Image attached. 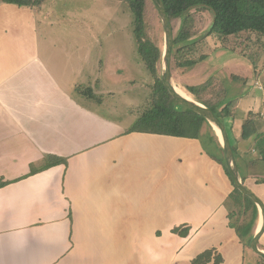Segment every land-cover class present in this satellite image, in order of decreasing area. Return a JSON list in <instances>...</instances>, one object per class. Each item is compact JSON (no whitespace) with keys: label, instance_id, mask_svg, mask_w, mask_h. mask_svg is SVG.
Segmentation results:
<instances>
[{"label":"crops","instance_id":"crops-1","mask_svg":"<svg viewBox=\"0 0 264 264\" xmlns=\"http://www.w3.org/2000/svg\"><path fill=\"white\" fill-rule=\"evenodd\" d=\"M44 1L0 2V264H191L206 249L218 264H244L222 164L197 138L130 131L72 95L65 73L77 75V52L58 71L34 37ZM234 38L203 60L218 49L235 62L221 66L235 77L223 124L244 186L264 193V63L254 67ZM52 156L65 162L48 166ZM179 226L187 236L171 232Z\"/></svg>","mask_w":264,"mask_h":264},{"label":"rangeland","instance_id":"rangeland-1","mask_svg":"<svg viewBox=\"0 0 264 264\" xmlns=\"http://www.w3.org/2000/svg\"><path fill=\"white\" fill-rule=\"evenodd\" d=\"M194 10L191 11L193 16L191 30L194 35L180 46L194 41L197 44L196 51L190 53L191 57H198L212 48L218 39L212 35L209 37L205 35L211 22L210 12L203 9ZM39 16L42 20L41 24L38 23L40 31L34 37L38 44L45 47L44 51L47 48L44 55L58 63V71L60 66L64 69L70 66L67 62L70 52L78 54L77 75L76 73L72 75L73 70H67L65 73L69 75L67 79H75L77 82L75 86H71L70 93L98 113L130 129L143 111L150 107L154 98L155 79L149 74L138 55L133 34V14L128 4L122 0H45ZM146 18L149 35L161 40L159 45L163 51V25L153 2L150 3ZM180 25L181 20H172L174 35ZM240 34L242 35L235 36L230 43L239 47L256 68L262 67L260 62L264 63V36L246 31ZM223 49L221 50L224 51ZM174 50L172 47L171 76L174 84L184 89L185 85L198 84L201 81L208 83L209 86L215 82L219 88L212 87L210 97L221 98L224 93L222 88L228 93L229 80L234 76L228 75L227 68L232 70L235 62L228 61L223 64L224 58L217 49L205 61L201 60L195 66H191L196 67V70L191 67L178 68L175 66ZM224 56L228 58L226 52ZM236 57L238 56L233 58ZM240 58L243 60L242 56ZM161 60L162 58L158 73L160 79ZM221 66L228 67L224 70ZM248 66L249 73H253L252 67ZM260 72L257 70L256 76L264 82V73ZM89 88L93 97L85 94ZM192 98L195 99L193 96ZM206 130L204 124L201 140L199 139L202 148V142H206ZM207 146L213 149L211 145ZM165 169L169 170V167L166 166ZM261 188L252 186L249 189L264 203ZM114 199V196H110L107 205L113 207ZM230 205V209L234 210L232 222L243 224L248 221L249 207L243 208L245 204L239 202L236 204L233 200L230 201ZM249 242V240L245 242L244 264H264V259L250 249ZM258 246L264 250V237Z\"/></svg>","mask_w":264,"mask_h":264},{"label":"trees","instance_id":"trees-1","mask_svg":"<svg viewBox=\"0 0 264 264\" xmlns=\"http://www.w3.org/2000/svg\"><path fill=\"white\" fill-rule=\"evenodd\" d=\"M44 0H0L19 6H40ZM125 1L133 14V34L137 47V52L144 62L149 74L155 79L154 98L149 108L135 120L130 128V131L148 132L162 135L181 136L188 138L202 137V127L205 124L207 127L206 142H202L204 150L207 154L222 164L226 174L228 175L233 189L229 194L226 202L228 209L229 225L234 228L239 239L245 244L246 240H251L254 234V228L258 220V209L254 202L246 195H243L235 186L232 178L226 168L221 144L216 136L213 128L207 120L200 114L181 105L175 100L163 86L159 77V62L162 51L161 40L157 37L149 35L147 31L146 13L149 9L151 0H122ZM164 7L172 20H181V25L174 35L173 48L175 66L180 68H188L204 59L205 54H200L198 57H191L190 52H195L197 44L194 41L188 44H182L189 40L194 32L192 29V9H203L211 14V22L206 30V36H214L220 41L226 40L230 35L237 36L246 31L247 33H255L257 36H264V0H162ZM194 10V11H195ZM173 27V26H172ZM174 32V30H173ZM157 36V35H156ZM238 37V36H237ZM199 47V46H198ZM185 55V56H184ZM256 67V66H254ZM235 79V77H233ZM214 85V86H213ZM209 86L208 83L202 82L199 84L185 85L184 89L190 93L197 101L209 107L223 122L224 117L232 115L234 101H225L227 92L225 88L221 98L216 99L210 97L212 87L219 88L214 82ZM85 92L89 97H93L90 88ZM222 103V104H221ZM220 104V105H219ZM243 137H247L246 132ZM201 140V139H200ZM211 145L213 149L208 148ZM234 153V150L232 148ZM54 157V161L48 166L62 162L65 160ZM36 168H31V173L35 172ZM264 182V180H262ZM4 184V183H1ZM233 200L237 204L243 203V208L250 209V218L243 224L234 223L231 217L234 216V210H231L230 201ZM171 232L180 236H187L188 227H175ZM214 258V264L221 262V256L214 253L213 249H206L196 255L191 264H207L211 258Z\"/></svg>","mask_w":264,"mask_h":264},{"label":"water","instance_id":"water-1","mask_svg":"<svg viewBox=\"0 0 264 264\" xmlns=\"http://www.w3.org/2000/svg\"><path fill=\"white\" fill-rule=\"evenodd\" d=\"M154 6L157 9V12L161 18L163 30H164V46L161 55V82L163 86L167 89L168 93L177 100L181 105L193 110L194 112L203 116L207 122L212 126L218 140L221 144L224 161L226 168L232 178L234 186L243 194L248 196L256 205L260 224L258 225L255 233L253 234L249 247L250 249L264 259V250L260 249L258 246L259 239L264 232V204L251 190L246 188L240 178V174L238 171L237 163L235 161V156L232 151L231 143L229 140L228 133L223 122L219 119V117L207 106L202 104L195 99H188L180 94L176 90V86L172 81L171 76V56H172V47H173V38L174 32L170 17L167 14V11L164 7L162 0H152Z\"/></svg>","mask_w":264,"mask_h":264},{"label":"bare ground","instance_id":"bare-ground-1","mask_svg":"<svg viewBox=\"0 0 264 264\" xmlns=\"http://www.w3.org/2000/svg\"><path fill=\"white\" fill-rule=\"evenodd\" d=\"M176 86V90L182 94L184 97L188 98V99H193L192 95H190V93H188L186 90L182 89L180 86L174 84ZM259 223V222H258Z\"/></svg>","mask_w":264,"mask_h":264},{"label":"built area","instance_id":"built-area-1","mask_svg":"<svg viewBox=\"0 0 264 264\" xmlns=\"http://www.w3.org/2000/svg\"><path fill=\"white\" fill-rule=\"evenodd\" d=\"M260 86H262V85H260ZM263 87V86H262ZM264 90V89H263Z\"/></svg>","mask_w":264,"mask_h":264}]
</instances>
